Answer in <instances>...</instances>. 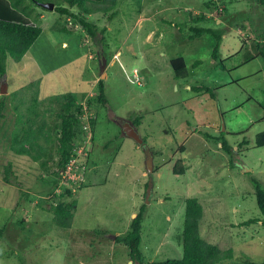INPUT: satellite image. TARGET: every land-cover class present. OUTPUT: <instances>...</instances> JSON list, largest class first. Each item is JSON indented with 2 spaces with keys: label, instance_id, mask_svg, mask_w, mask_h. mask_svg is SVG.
<instances>
[{
  "label": "rangeland",
  "instance_id": "374dc122",
  "mask_svg": "<svg viewBox=\"0 0 264 264\" xmlns=\"http://www.w3.org/2000/svg\"><path fill=\"white\" fill-rule=\"evenodd\" d=\"M208 1L119 0L111 18L110 12L89 15L99 30L106 27L101 43L75 25H69L71 33L59 31L65 19L55 8L39 9L43 32L22 66L9 61V84L0 92L6 101L0 116V227L6 225L9 241L0 240V264H134L128 246L114 236L128 231L144 205V260L181 258L189 197L203 204V237L234 250L235 258L223 264L264 261V225L245 224L262 217L251 179L264 187V148L251 143L264 131V119L256 121L264 116V58L256 36L264 10L248 0H213L219 8L210 10ZM201 14L208 21L199 26L224 30L217 61L213 35L187 39L193 17ZM180 56L189 74L177 79L171 59ZM196 60L202 63L194 67ZM100 79L108 101L88 107L85 118L97 123L93 131L85 120L78 150L89 154L88 164L77 167L75 161L59 187L73 188L78 200L72 226L64 229L54 220L51 178L39 162L12 149L13 137L31 115L35 97L39 111L55 93H85V102ZM201 85L218 88L215 98L191 89ZM137 116L143 119L136 128L155 152L150 174L146 148L123 133L124 123ZM222 132L234 146L235 166L216 139ZM243 140L251 141L249 150L238 147ZM9 162L12 183L4 180Z\"/></svg>",
  "mask_w": 264,
  "mask_h": 264
},
{
  "label": "trees",
  "instance_id": "16d2710c",
  "mask_svg": "<svg viewBox=\"0 0 264 264\" xmlns=\"http://www.w3.org/2000/svg\"><path fill=\"white\" fill-rule=\"evenodd\" d=\"M250 2H257L264 10V0H248ZM42 2L55 3V11L65 19L64 24H60L56 29L61 32H73L69 27V23L75 24L76 27H81L93 40L101 43L105 41L106 27L99 30L98 24L89 18V15L95 12L109 13L108 18L115 15V7L119 0H6V7L8 10L20 13L29 21H19L0 16V92H2L5 84H9L8 71L9 61L14 60L15 66H22L24 57L29 49L33 46L35 41L43 32L42 15L40 8L47 9L40 5ZM206 6L212 10L219 8L218 5L210 0ZM5 8L1 9L0 14L5 16ZM75 8H77L75 10ZM226 11V7H224ZM10 11V13H12ZM221 13V12H220ZM264 17V13H263ZM208 18L205 14L193 17L194 24L189 26L188 40H192L203 36L204 34H211L214 36L215 43L213 45L212 58L217 61L220 55V45L223 39L224 30L215 29L211 26H199L198 22H207ZM264 20L262 27L258 33V47L261 56L264 58ZM263 28V29H262ZM253 30L255 28L253 27ZM77 31V30H76ZM249 35L248 38H252ZM102 52L98 53L101 57ZM223 62V60H222ZM201 60H196L193 63L194 67L201 65ZM171 65L174 69V77L177 79L186 78L189 74L187 69V61L184 57H175L171 59ZM96 94L86 98L83 102V95L77 92L55 93L48 96L47 106L43 111L35 108L37 97L34 103L30 106L33 111L31 115L24 121L23 126L15 132L12 142V149L20 155H29L33 160L39 162L42 172L51 178V194L56 199L55 206L52 210L54 213V220L57 225L67 229L72 226L75 211L78 208V200L74 197V189L64 186L60 192L61 179L63 172L66 171L70 161L75 159L77 167H86L88 164L87 153H79L80 136L85 127V120L83 116L88 112V107L92 104H106L108 99L106 95V84L104 79L98 81ZM195 92H207L212 98H215V89L207 86H191ZM16 94V93H15ZM38 92H35V96ZM3 95V94H1ZM81 97V98H80ZM252 98V97H251ZM23 100V99H21ZM5 97L0 99V116H4L2 111L5 107ZM54 107V111H51ZM48 114V115H47ZM142 116H137L131 120L132 123L138 127L142 123ZM90 122L91 129L94 131L96 126V118L89 116L87 119ZM221 133L216 139H221L223 149L232 156L231 164L235 166L233 160L234 146L231 145ZM208 138H213L212 135L205 134ZM94 139V133L92 135ZM144 139V138H143ZM146 142V139H144ZM249 141L243 140L239 148L243 145H248ZM255 145L257 147L264 146V131L258 133L255 138ZM87 151V150H86ZM155 157V152H153ZM86 154V155H85ZM238 164V163H237ZM12 162H9L4 169V180L7 183H12L13 170ZM76 168V167H75ZM175 173H185L183 167L177 169ZM252 182L255 186V193L257 203L262 213V217L252 218L245 222L249 225L256 222H261L264 225V187L260 181L252 177ZM81 183V182H79ZM149 182L146 183L148 188ZM57 190V191H56ZM146 206H142L140 212L133 218L128 231L124 234L118 235L115 238L117 243H124L129 248L130 259L134 264H223L225 261H230L235 258L234 250L232 248L222 250L217 244L207 241L201 233V220L204 215V207L197 197H189L186 200L185 207V221L183 229V256L181 258H168L162 261L147 262L144 260L141 250L142 243V221ZM6 225L0 227V240H7ZM2 245L0 244V251ZM247 264H264L263 262H254L250 259L245 261ZM226 264H238L230 262Z\"/></svg>",
  "mask_w": 264,
  "mask_h": 264
},
{
  "label": "water",
  "instance_id": "95a60500",
  "mask_svg": "<svg viewBox=\"0 0 264 264\" xmlns=\"http://www.w3.org/2000/svg\"><path fill=\"white\" fill-rule=\"evenodd\" d=\"M41 6L49 9V10H54L55 8V3L53 2H42L40 3ZM101 70L102 72L105 70V66L107 65V59L103 58L101 61ZM7 86L8 84H5V86L2 89V93L7 90ZM223 129L225 130V124L223 123ZM123 133L127 136H129L130 138L134 139L135 141H137L139 144L143 145L146 148V153H147V163H148V174H150L151 172H153V167H154V156L152 151L147 147L144 139L142 138L141 134L139 133L138 129L136 128V126L129 121H126L123 125ZM245 170V169H244ZM153 189V184L150 181L148 188H147V194H148V199L151 195ZM149 202V200H148ZM115 239V236H114Z\"/></svg>",
  "mask_w": 264,
  "mask_h": 264
},
{
  "label": "crops",
  "instance_id": "0c3cea01",
  "mask_svg": "<svg viewBox=\"0 0 264 264\" xmlns=\"http://www.w3.org/2000/svg\"><path fill=\"white\" fill-rule=\"evenodd\" d=\"M6 7V0H0V11H1V9H4ZM5 16L7 17V19L9 18V19H13V20H19V21H29L28 19H26L25 17H23L20 13H16V12H12L11 10V12L12 13H10V11L8 10V8H5ZM0 16H2V17H4V15H2V14H0ZM42 18H44V13H43V15H42ZM216 89H218V88H216ZM251 98V97H250ZM262 107V109H264V106H261ZM260 119H264V116L263 117H260V118H258V119H256V121L257 120H260ZM250 142L251 141H249V144H250ZM249 144L248 145H246V147H247V150H249L250 148H249ZM251 145H255V139H254V142L252 141V143H251ZM249 148V149H248ZM259 148H264V146H261V147H259Z\"/></svg>",
  "mask_w": 264,
  "mask_h": 264
},
{
  "label": "built area",
  "instance_id": "2783aa9c",
  "mask_svg": "<svg viewBox=\"0 0 264 264\" xmlns=\"http://www.w3.org/2000/svg\"><path fill=\"white\" fill-rule=\"evenodd\" d=\"M91 116V115H90ZM83 118L84 119H89V116H87V118H85V116H83ZM74 164H75V159H72L71 161H70V164L68 165V167H67V169H66V171H70V169H71V166L73 165L74 166ZM73 166H72V170H74V168H73ZM71 170V171H72ZM70 171V172H71ZM75 175H77L76 173H74ZM78 176V175H77ZM60 191V190H59Z\"/></svg>",
  "mask_w": 264,
  "mask_h": 264
},
{
  "label": "clouds",
  "instance_id": "9594fccd",
  "mask_svg": "<svg viewBox=\"0 0 264 264\" xmlns=\"http://www.w3.org/2000/svg\"><path fill=\"white\" fill-rule=\"evenodd\" d=\"M68 25H75V24H73V23L70 22Z\"/></svg>",
  "mask_w": 264,
  "mask_h": 264
}]
</instances>
